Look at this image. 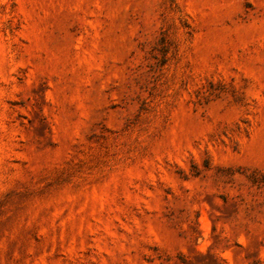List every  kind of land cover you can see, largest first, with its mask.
Here are the masks:
<instances>
[{
  "label": "rangeland",
  "instance_id": "obj_1",
  "mask_svg": "<svg viewBox=\"0 0 264 264\" xmlns=\"http://www.w3.org/2000/svg\"><path fill=\"white\" fill-rule=\"evenodd\" d=\"M0 264H264V0H0Z\"/></svg>",
  "mask_w": 264,
  "mask_h": 264
}]
</instances>
